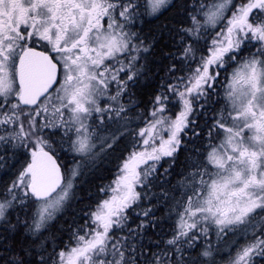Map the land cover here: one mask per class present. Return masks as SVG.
<instances>
[{"label":"snow or ice","instance_id":"6c2138e0","mask_svg":"<svg viewBox=\"0 0 264 264\" xmlns=\"http://www.w3.org/2000/svg\"><path fill=\"white\" fill-rule=\"evenodd\" d=\"M0 264H264V0H0Z\"/></svg>","mask_w":264,"mask_h":264}]
</instances>
